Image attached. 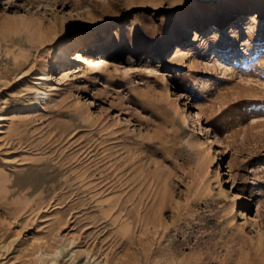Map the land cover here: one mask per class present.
Instances as JSON below:
<instances>
[{"label": "rangeland", "instance_id": "1", "mask_svg": "<svg viewBox=\"0 0 264 264\" xmlns=\"http://www.w3.org/2000/svg\"><path fill=\"white\" fill-rule=\"evenodd\" d=\"M0 116V264H264V0H0Z\"/></svg>", "mask_w": 264, "mask_h": 264}, {"label": "bare ground", "instance_id": "2", "mask_svg": "<svg viewBox=\"0 0 264 264\" xmlns=\"http://www.w3.org/2000/svg\"><path fill=\"white\" fill-rule=\"evenodd\" d=\"M14 19V18H13ZM12 24L15 26V27H17V28H22L23 26H25L26 25V22L23 20V19H16V20H12ZM83 24L81 23V22H78V21H74L73 23H71V26L73 27V28H78V27H81ZM59 55L61 56V57H63L64 56V52H63V50L62 49H59ZM235 57H237V56H235ZM75 61L77 62V63H79V64H83V65H91V64H95L96 65V63H92L91 62V60L90 59H88L87 57H82V56H80V55H77L76 57H75ZM236 60H231L230 61V63L231 62H235ZM226 64H227V62H226ZM93 66V65H92ZM43 76H45V73H43ZM40 96H45V93L44 92H40V94H39ZM41 97V98H42ZM199 106V105H198ZM197 106V104L196 103H193V106H192V109H194L193 111L194 112H192V115H193V117H194V120L195 121H197L198 123L196 124L197 126H198V128L201 130V131H203V128H202V124L200 123L199 124V120L201 119V113H200V109H199V107ZM1 119H3V117L2 116H0V120ZM200 130H198V131H200ZM198 131H197V133H198ZM196 134V133H195ZM213 142H215V141H213V140H211V139H206V141H202V142H200L199 143V146H204V145H206V143H213ZM210 148V147H209ZM243 195H242V193H239V192H236V193H234V196H233V198H232V203H233V205H235V203L236 202H238V201H241V200H243ZM257 203H258V201H257ZM263 240H264V235L263 234H261L260 235V237H259V242L261 243V242H263ZM71 243V242H70ZM84 253V252H83ZM81 264H84V263H81Z\"/></svg>", "mask_w": 264, "mask_h": 264}]
</instances>
